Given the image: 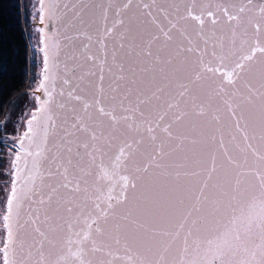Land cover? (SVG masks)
Returning a JSON list of instances; mask_svg holds the SVG:
<instances>
[{"label":"snow or ice","instance_id":"6c2138e0","mask_svg":"<svg viewBox=\"0 0 264 264\" xmlns=\"http://www.w3.org/2000/svg\"><path fill=\"white\" fill-rule=\"evenodd\" d=\"M157 3L37 0L0 264H264V0Z\"/></svg>","mask_w":264,"mask_h":264},{"label":"trees","instance_id":"16d2710c","mask_svg":"<svg viewBox=\"0 0 264 264\" xmlns=\"http://www.w3.org/2000/svg\"><path fill=\"white\" fill-rule=\"evenodd\" d=\"M25 7L26 0H0V118L5 116V121L28 89L30 77L39 76L38 53L29 50L32 25Z\"/></svg>","mask_w":264,"mask_h":264},{"label":"flooded vegetation","instance_id":"af4514ba","mask_svg":"<svg viewBox=\"0 0 264 264\" xmlns=\"http://www.w3.org/2000/svg\"><path fill=\"white\" fill-rule=\"evenodd\" d=\"M34 2V11L31 17V25L33 23L32 18L36 17L38 8L37 0H33ZM36 20V19H35ZM36 23V22H35ZM35 25H32V27ZM38 27V26H37ZM38 53V52H37ZM38 73V70H37ZM38 77L36 78V81ZM35 81V82H36ZM35 82L31 87H29L26 92L22 95L19 103L16 107L12 109L11 115L4 124V138L5 143L2 144L0 157H4V159H0V172L4 173L3 176H0V187L3 188V191H0V212L3 211V202L8 193V184L10 181V177L8 176V169L10 167V158L5 156V153L9 151L12 147V138L19 137L26 129L27 119L30 118V114L35 109V102L33 100V93L29 90L34 87ZM3 232V229H0V233ZM2 235H0V239H2Z\"/></svg>","mask_w":264,"mask_h":264},{"label":"water","instance_id":"95a60500","mask_svg":"<svg viewBox=\"0 0 264 264\" xmlns=\"http://www.w3.org/2000/svg\"><path fill=\"white\" fill-rule=\"evenodd\" d=\"M62 2H67V3H69V4H71V3H77L78 6H79L80 0H62ZM82 2L88 4L89 9H91L93 4H101V5H105V6H106L107 3H108V0H82ZM141 2H143V0H133V5H132V8H131V10L129 11L128 15H131L133 12H136V11H137V6H138ZM174 2H179V0H158L157 8H159V7H168L170 4H172V3H174ZM256 6H257V7L259 6L258 2H257V4H256ZM169 11H171V9H169ZM153 13H154V15H157V16L159 17V13L156 11L155 8L153 9ZM91 14H92L91 12H88V13H87L88 16H91ZM159 18H160L161 20L163 19L162 17H159ZM111 19H112V13L109 12V21H110V22H111ZM32 21H33L32 25H35L34 29H35V31H37L38 21L35 20L34 18H32ZM35 22H36V23H35ZM46 24H47V22H46ZM51 27H52L51 25H48V26L45 28V30H46V31H50V30H51ZM58 27H60V28L62 29V28H63V25H58ZM37 33H38V32H37ZM69 34H71V33H69ZM38 35H39V34H38ZM38 37H39V36H38ZM40 47H41V45L39 44V38H38V41H36L35 44H34V50H36V51L38 52V57H39V66H38V75H39V76H38V80L35 82L34 87L31 88V89H29L32 93L35 92V90H36V88H37V86H38V82H39V80L41 79L42 53L39 52V48H40ZM56 87L59 89V87H60L59 83H57ZM35 94L38 95V96H40L41 99H44V98H45V95H44V93H43L42 91H41V92H36ZM34 110H35V109H34ZM34 110H33V111H34ZM33 111H32V112H33ZM202 238H203V237H202ZM181 248H182V243H181V241H177V242L175 243V245L173 246V249H172V252H171V254H170V256H169V259H175V260L179 261V259H180V255H181V251H180ZM191 253H192V248L190 247V249H189V254H188V256L186 257L187 259H191V258H192Z\"/></svg>","mask_w":264,"mask_h":264},{"label":"rangeland","instance_id":"374dc122","mask_svg":"<svg viewBox=\"0 0 264 264\" xmlns=\"http://www.w3.org/2000/svg\"><path fill=\"white\" fill-rule=\"evenodd\" d=\"M25 8L28 10L27 13L29 15V19H30L29 21H30V24H31V17H32L33 11H34V2H33V0H26V7ZM30 32H31V35H32V38L30 39V44H31V47L33 48L35 42L38 41V38H39L38 36L39 35H38L37 31H35L34 26L33 27L31 26ZM32 51H33V49H32ZM37 58H39V57L37 56ZM36 78L32 79L30 77V79H29V84L30 85L28 86V88L33 85V83L36 81Z\"/></svg>","mask_w":264,"mask_h":264},{"label":"built area","instance_id":"2783aa9c","mask_svg":"<svg viewBox=\"0 0 264 264\" xmlns=\"http://www.w3.org/2000/svg\"><path fill=\"white\" fill-rule=\"evenodd\" d=\"M28 43H29V50L31 52V50L33 49L34 50V46L33 48L31 47V44H30V41L28 40ZM4 124H5V116H3L2 118H0V139H3L4 137V134H3V129H4ZM1 147H2V144H0V154H1Z\"/></svg>","mask_w":264,"mask_h":264}]
</instances>
